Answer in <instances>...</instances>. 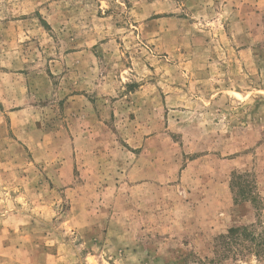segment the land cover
<instances>
[{"label": "rangeland", "instance_id": "1", "mask_svg": "<svg viewBox=\"0 0 264 264\" xmlns=\"http://www.w3.org/2000/svg\"><path fill=\"white\" fill-rule=\"evenodd\" d=\"M0 239L264 264V0H0Z\"/></svg>", "mask_w": 264, "mask_h": 264}, {"label": "crops", "instance_id": "2", "mask_svg": "<svg viewBox=\"0 0 264 264\" xmlns=\"http://www.w3.org/2000/svg\"><path fill=\"white\" fill-rule=\"evenodd\" d=\"M8 239H0V255L4 254L6 256H10L12 253H18V255H23L25 252V246L20 243H9ZM1 259V257H0Z\"/></svg>", "mask_w": 264, "mask_h": 264}, {"label": "trees", "instance_id": "3", "mask_svg": "<svg viewBox=\"0 0 264 264\" xmlns=\"http://www.w3.org/2000/svg\"><path fill=\"white\" fill-rule=\"evenodd\" d=\"M239 231V228L237 227V228H231L230 230H229V235H231L232 233H236V232H238Z\"/></svg>", "mask_w": 264, "mask_h": 264}]
</instances>
